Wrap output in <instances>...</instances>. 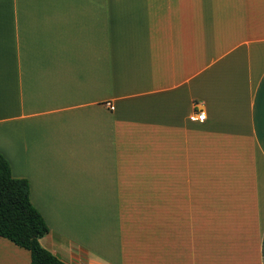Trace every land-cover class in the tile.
I'll list each match as a JSON object with an SVG mask.
<instances>
[{
  "label": "crops",
  "instance_id": "crops-1",
  "mask_svg": "<svg viewBox=\"0 0 264 264\" xmlns=\"http://www.w3.org/2000/svg\"><path fill=\"white\" fill-rule=\"evenodd\" d=\"M0 155L65 264H264V0H0Z\"/></svg>",
  "mask_w": 264,
  "mask_h": 264
},
{
  "label": "trees",
  "instance_id": "trees-1",
  "mask_svg": "<svg viewBox=\"0 0 264 264\" xmlns=\"http://www.w3.org/2000/svg\"><path fill=\"white\" fill-rule=\"evenodd\" d=\"M48 233L44 218L30 202L27 180L14 178L0 155V237L27 250L30 264H65L40 245Z\"/></svg>",
  "mask_w": 264,
  "mask_h": 264
},
{
  "label": "built area",
  "instance_id": "built-area-1",
  "mask_svg": "<svg viewBox=\"0 0 264 264\" xmlns=\"http://www.w3.org/2000/svg\"><path fill=\"white\" fill-rule=\"evenodd\" d=\"M194 120L200 121V122L204 121L205 120V114L203 112L195 114L194 115Z\"/></svg>",
  "mask_w": 264,
  "mask_h": 264
}]
</instances>
